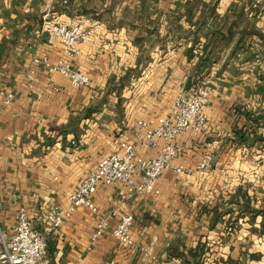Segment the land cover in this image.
Returning a JSON list of instances; mask_svg holds the SVG:
<instances>
[{"label":"crops","instance_id":"1","mask_svg":"<svg viewBox=\"0 0 264 264\" xmlns=\"http://www.w3.org/2000/svg\"><path fill=\"white\" fill-rule=\"evenodd\" d=\"M241 16L264 34V0H0V90L15 96L8 105L0 97L3 229L24 207L43 233L49 207H65L111 144L132 139L135 121L170 115L178 92L189 97L205 79L207 129L177 136L174 164L193 168L218 137L227 173L164 170L151 193L132 196L100 182L97 212L79 207L46 235L40 264H264V173L242 171L247 153L264 149V38L241 34ZM50 24L94 29L72 62L86 86L32 63L64 56L44 32ZM127 214L131 239L121 244L111 229ZM100 218L108 225L91 245Z\"/></svg>","mask_w":264,"mask_h":264},{"label":"built area","instance_id":"2","mask_svg":"<svg viewBox=\"0 0 264 264\" xmlns=\"http://www.w3.org/2000/svg\"><path fill=\"white\" fill-rule=\"evenodd\" d=\"M44 32L60 41L65 47L64 56L54 62L46 56H34L32 63L40 64L66 78L75 88L86 86L89 77L74 68L72 62L79 55L77 44L90 43L94 29L78 25L50 24ZM29 73L33 74L34 70H30ZM210 90L207 80L202 79L194 84L189 97H186L183 91L178 92L170 115L159 116L153 121L142 119L135 121L131 128L132 139L116 140L111 144L109 154L103 156L69 194L66 206L49 207L43 233L32 226L24 207L17 209L14 215L15 225L11 232L3 229L0 219V264L42 263L46 253V235L57 231L79 207H85L93 213L97 212L92 194L100 182L106 185L122 184L127 188L129 196L149 194L154 190L155 181L164 170L190 175L193 171L206 172L219 165V162L215 163V152L219 146V140L215 138L205 141V149L193 168L174 164L178 156L175 143L177 136L190 133L192 137H199L207 129L204 111ZM0 97L2 104L8 105L15 96L11 91L0 90ZM139 149H156V152L151 157H144L138 153ZM132 224V215L122 216L111 229L112 236L121 244L130 243ZM107 225L106 218L98 220L94 232L89 237L91 245L97 243Z\"/></svg>","mask_w":264,"mask_h":264},{"label":"rangeland","instance_id":"3","mask_svg":"<svg viewBox=\"0 0 264 264\" xmlns=\"http://www.w3.org/2000/svg\"><path fill=\"white\" fill-rule=\"evenodd\" d=\"M254 23L255 22L248 21V20L244 19L243 16H241V19L237 22V25H238V27H241L242 29L259 30L260 28H258V27L254 28L253 27ZM257 23H259V22H257ZM259 73H260V71H259V69H257L255 71V76L257 77V79H260V77L263 76V75L261 76ZM245 120H248V119L245 117ZM215 139H218V137L217 138L215 137ZM238 156H240L241 159L243 158L242 153H239ZM247 157H248V159L251 160V163H249V166L244 167L242 169V171L248 172V173L252 174L253 176L260 177V174L264 173V149L263 148H261V149L255 148V149H253L247 153ZM260 160H262V163L260 162ZM217 162H219L220 164L215 165V173L226 174L228 169H229L230 163L227 160H223L219 156L218 148L215 152V163H217ZM193 172H197V171H193Z\"/></svg>","mask_w":264,"mask_h":264},{"label":"water","instance_id":"4","mask_svg":"<svg viewBox=\"0 0 264 264\" xmlns=\"http://www.w3.org/2000/svg\"><path fill=\"white\" fill-rule=\"evenodd\" d=\"M240 33L244 34V35H255V36L264 38V34L262 32H260L259 30H256V29H241ZM91 111H92V109L88 108L86 110V116L85 117H89Z\"/></svg>","mask_w":264,"mask_h":264}]
</instances>
